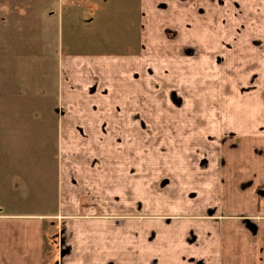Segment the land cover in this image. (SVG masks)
<instances>
[{
  "label": "crops",
  "instance_id": "crops-1",
  "mask_svg": "<svg viewBox=\"0 0 264 264\" xmlns=\"http://www.w3.org/2000/svg\"><path fill=\"white\" fill-rule=\"evenodd\" d=\"M108 1L0 24V264H264V117L204 85L207 63L264 62V0H119L111 30L79 16ZM78 23L102 25L86 49ZM143 156L173 181L148 203L122 192Z\"/></svg>",
  "mask_w": 264,
  "mask_h": 264
},
{
  "label": "rangeland",
  "instance_id": "rangeland-1",
  "mask_svg": "<svg viewBox=\"0 0 264 264\" xmlns=\"http://www.w3.org/2000/svg\"><path fill=\"white\" fill-rule=\"evenodd\" d=\"M53 0H43L44 4H49ZM58 1V0H57ZM86 3L88 0H79ZM39 0H0V24L4 23L5 21L15 22L21 21L22 15L27 17V15H31V12L37 10L39 7ZM119 0H110L108 3H103L101 6L102 8L99 10H90L84 9L83 6L81 10H79V16H83L86 14L89 15H106L108 16L107 23L104 25L110 29L114 27V24L110 21L113 20L114 17L111 15L118 14L119 12ZM60 3V0H59ZM58 3V5H59ZM57 5V6H58ZM56 6V7H57ZM118 7V8H117ZM58 8V7H57ZM91 12V13H90ZM111 16V17H110ZM66 26V25H65ZM78 32L76 33L77 38V49H86L88 48V44L91 39H94L95 35L96 38L101 37V24H97L96 28H89L85 27V24H75ZM66 32V31H65ZM88 38V43L85 44L83 39ZM93 49H101V46H94L92 45ZM105 48V47H103ZM191 66V78L190 84L191 86H196L195 75H192V70L197 68V63H190ZM211 66V67H210ZM207 71H210V74L207 73V78L205 80L204 85L210 86L213 84H218L223 86V92L221 97L224 101H238L239 103H247L249 104V109L247 111L250 117H264V62L260 61H245V62H236V61H222L220 63H216V67L212 66L211 64L207 63ZM219 70V71H218ZM215 76V77H214ZM215 79V80H214ZM216 81V83H215ZM243 91V92H242ZM208 100L210 96L207 95ZM173 102L175 107H180L183 104V97L180 94L174 92L172 94ZM211 100V99H210ZM144 144V143H143ZM150 144L151 148H157L162 150V152L166 151L168 145L170 147L173 145L176 148L175 144L181 145L183 148H187L188 145L195 147V143H165V142H154V143H147ZM183 145V146H182ZM147 146V145H146ZM144 147V149H148L149 147ZM149 153V152H146ZM144 154V152H143ZM166 164V159L159 158L155 163L153 158H149V156H143V168L145 167L147 170H143L142 173V184L140 188H136L134 190L133 187L126 188V190L122 191L123 193H140L141 194V202L148 203L150 201H154L158 196L166 194V186L173 182L169 179L170 174L155 172L151 170L152 166L156 167H164ZM116 189H111L110 193L114 196L117 195L118 192ZM112 204L109 201V205ZM116 208V206H111ZM145 210V207H143ZM112 212V211H109ZM144 212V211H143Z\"/></svg>",
  "mask_w": 264,
  "mask_h": 264
}]
</instances>
